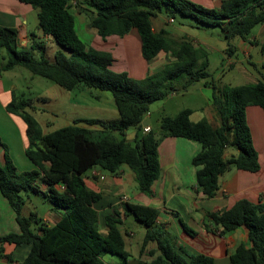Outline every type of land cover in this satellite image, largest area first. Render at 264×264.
I'll return each mask as SVG.
<instances>
[{
	"label": "trees",
	"instance_id": "trees-1",
	"mask_svg": "<svg viewBox=\"0 0 264 264\" xmlns=\"http://www.w3.org/2000/svg\"><path fill=\"white\" fill-rule=\"evenodd\" d=\"M18 1L38 11L40 29L59 49L52 61L44 55L37 59L33 52L41 50L40 43L20 48L18 30L0 27V50L5 61L3 65L0 63V76L25 68L68 92L80 87L110 92L119 117L113 121L75 120L73 125L44 134L31 113L35 111L33 102L12 94L6 109L24 122L28 141L26 155L38 171L18 173L5 154L6 165L0 166V193L14 210L20 232L0 237V243L30 245L22 264H107L103 260L107 254L120 257L122 264H216L212 257L204 254L189 255L181 249L185 258L176 253L173 245L156 229L159 211L125 201L122 205L125 215H132L147 229L141 251L148 242L155 241L161 252L151 263L129 262L130 255L119 229L120 213L115 212L107 219V233H101L98 213L93 206L102 194L86 184V174L96 167L116 174L127 165L135 175L139 191L151 195L161 171L158 148L167 137L201 144L192 165L197 168V188L206 198L216 195L221 176L231 168L258 172V153L247 124L246 109L256 105L264 111V61L259 81L218 87L207 71V53L185 38L169 37L166 30L155 32L152 20L165 7L194 19L199 25L218 26L227 43L226 55L232 56L237 51L232 42L247 40L254 28L264 24V0H224L219 9L190 0H85L93 13L90 27L103 39L112 35L124 37L136 29L144 60L149 61L162 51L176 59L171 66L141 80L133 79L127 72L112 70L115 60L111 53L98 51L79 38L73 0ZM260 50L264 57V42ZM181 80L183 91L200 82L212 89V104L220 126L214 128L205 119L194 123L190 119L192 111L185 109L174 117L162 118L158 132L152 128L145 132L142 122L150 106L177 93L179 90L174 83ZM93 127L99 128L98 135ZM131 128L135 129V136L128 140L126 134ZM229 148L237 153L225 158ZM28 189L43 194L62 209L58 222L47 224L36 213L23 215L26 200L21 193ZM208 215L213 224L221 228L222 235L239 228L247 232L250 246L239 245L230 255L231 264H264V203L242 199L229 209ZM180 224L187 234L196 235L181 220Z\"/></svg>",
	"mask_w": 264,
	"mask_h": 264
},
{
	"label": "crops",
	"instance_id": "crops-1",
	"mask_svg": "<svg viewBox=\"0 0 264 264\" xmlns=\"http://www.w3.org/2000/svg\"><path fill=\"white\" fill-rule=\"evenodd\" d=\"M223 1L192 0L194 3L215 9H219ZM72 11L75 18V29L79 38L86 45L98 51L111 53L115 60L111 68L116 72L127 71L130 77L139 75L141 77L138 78L144 79L148 75L155 74L165 67L171 66L176 61L172 55L164 51L149 61L144 60L141 55V39L136 29H132L124 37L112 35L103 39L94 28L90 27V18L93 13L86 6L85 0H74L72 2ZM171 20L170 18L168 22H171ZM157 21L158 17L152 20L155 32L166 30L169 37L178 40L166 28L160 27L157 30L154 26ZM171 23H174V21ZM0 27L18 30V46L20 48H29L35 42L40 43L43 46L41 50L33 52L37 59H40L44 55L52 61L59 49L58 46H55L52 38L44 35L40 29L38 11L31 5L23 4L18 0H0ZM183 38L181 37L179 40ZM235 40L237 41V51L232 56L227 55L228 61H239V58L236 56L239 50L241 53H244L247 59L251 60L252 66L259 73L264 61L260 50V46L264 42V24L257 26L255 32L252 31L247 40ZM198 46L195 47L203 49L208 55L205 45ZM254 48L259 49L258 57L255 61H253ZM50 54H52L51 57ZM3 55V51L0 50V56L3 57ZM118 59H122L125 64L118 65L120 68L115 69ZM0 63L3 65L5 61L2 59ZM233 67L235 68L233 65L229 68ZM17 70L18 68L12 71ZM2 77L3 73L0 76V166L6 165L5 154L7 153L18 173L33 170L38 171V167L26 155L28 141L25 135L26 127L24 122L19 116L10 114L6 109L12 100L14 87L6 89ZM82 88L80 87L70 92L71 94L74 93L73 97L71 96L74 103H85L83 99L86 96L79 95L85 89L79 90ZM174 95L175 93L170 96ZM95 98H99V96ZM40 100L54 107V112L59 109L58 112L62 116H58L59 113H52V115L57 118L61 117V120H64L65 111L60 107L61 105L65 106L63 94L61 96L62 103H60L61 101H58L57 104L53 103V98L52 100L50 98ZM35 110L37 111V107H35ZM191 111L190 119L192 122L196 123L203 120V118L194 120V111ZM209 111L207 121L214 128L219 127L220 121L215 114L214 108ZM149 117L151 116L149 115ZM81 119L85 118L75 117L73 122ZM216 120L217 123H215ZM246 120L253 145L258 153L260 169L258 172L253 173L231 168L221 176L219 189L212 198H206L198 190L196 180L197 168L192 165L194 156L201 151V144L184 138L167 137L161 141L158 148L161 171L159 178L153 185L151 195H146L142 192L136 195L129 193L130 188H138V184L134 173L127 165H123L116 174L103 173L97 167L90 170L86 174V184L91 189L102 194L100 201L93 206L98 213L100 232L106 234L107 219L113 216L115 212L120 213L121 224L119 225V229L123 235L126 248L125 237L127 236L123 232V229L129 215H125L124 213L122 205L125 201L122 198L127 196L129 199L126 202L151 206L159 211L156 229L163 234V238H166L173 245L176 253L185 258V253L189 255L204 254L212 257L216 264H231L230 255L239 245L245 244L246 246H250L247 232L244 228H239L231 233L222 235L221 228L213 224L208 214L229 209L242 199L256 204L260 202L264 203V111L259 106L251 105L246 109ZM142 127L144 129L147 127L152 128L151 125H143V123ZM41 128L44 134L49 133L42 125ZM95 128L93 127V129ZM134 136L135 134L130 138L127 137V139L132 140ZM236 153L237 151L234 148H229L226 150L224 157L228 158ZM61 214L62 209L53 205L48 209L47 215L41 219L47 224H55L59 221ZM180 220L194 230L196 235L190 236L187 234L183 230ZM19 232L16 214L8 201L0 193V237ZM142 243L136 256L130 254L135 249L134 245L131 247V252L127 251L130 255L129 262L142 261L144 263H151L161 255L157 242H148L145 249L141 251ZM30 249L31 246L27 244L16 246L9 243H0V264H22ZM105 256L103 260L107 264H122L123 262L122 259L118 263L113 261L107 262L105 261ZM8 258H11V260L9 261Z\"/></svg>",
	"mask_w": 264,
	"mask_h": 264
},
{
	"label": "rangeland",
	"instance_id": "rangeland-1",
	"mask_svg": "<svg viewBox=\"0 0 264 264\" xmlns=\"http://www.w3.org/2000/svg\"><path fill=\"white\" fill-rule=\"evenodd\" d=\"M170 18H173L174 23L168 22ZM154 26L157 30L160 27L166 28L170 34L178 40L184 37L196 47H199L198 45H205L208 50L209 60L207 71L211 75L210 79L213 80L214 84L218 87L248 85L261 79L256 68L252 66L251 60L247 59L244 53H241L239 50L236 54L239 61H228L229 58L225 52L227 43L222 29L218 26L199 25L194 19L184 17L178 12L165 7L162 13L159 14L158 21L155 22ZM255 29L256 28L253 29V32H255ZM232 44L236 46L237 41L234 40ZM55 46L57 45L55 44ZM258 53L259 49L254 48L253 61L258 57ZM51 55L52 54H50V57ZM0 61H2V56H0ZM123 64H125V62H123L122 59H118L115 64V69L120 68L118 65ZM232 65L235 66V68H229ZM135 76L136 77H131L135 80H141V78H138L141 76ZM2 79L6 89H11L13 86L14 94L17 97L30 99L33 102V105L37 107V111L35 110V113L32 115L48 132H52L63 126L73 125V119L75 117L113 121L119 116L113 96L110 92H102L95 89H79H84L79 95H84L86 98L84 97L83 99L85 103L81 102L77 104L74 103L72 99L74 93L71 94L60 88L51 80L34 76L25 68H18L17 71L4 72ZM174 85L179 90L177 94L175 93L172 97L170 96L164 100L154 102L150 106V112L144 117L142 122L143 125L149 124L154 131L158 132L160 130V121L162 118L174 117L185 109L194 111V120H198L199 118L207 120V114L210 112L209 110L213 109L211 100L213 95L212 89L206 87L203 82L195 84L185 92L182 90L183 80L175 82ZM62 94L64 96L65 106L60 104V107L65 111L64 120H61V117L57 118L52 115V113L58 114L59 109L54 112V107L40 100L49 98L52 100L53 98V103L57 104L58 101H61ZM96 96H99V98H95ZM60 103H62V101ZM149 115L151 117L148 118ZM58 116L62 115L59 113ZM215 123H217V120ZM94 130L98 135L99 129L95 128ZM134 134L135 129L131 128L128 130L126 138H130ZM100 170L103 173L109 174V172L105 170ZM129 193H133L134 195L141 194L137 187L130 188ZM21 195L26 200V205L23 210V215L25 216H29L30 213H36L40 218L45 217L48 213V209L53 206L49 199L43 194L35 193L30 189L23 191ZM124 197H126L127 200L129 199L127 196ZM123 232L127 236L125 237L126 251L131 252V247L134 245L135 249L132 250L130 254L136 256L145 237L146 227L137 222L132 215H129L124 224ZM114 256L115 255L107 254L105 256V261L120 262L121 258Z\"/></svg>",
	"mask_w": 264,
	"mask_h": 264
},
{
	"label": "built area",
	"instance_id": "built-area-1",
	"mask_svg": "<svg viewBox=\"0 0 264 264\" xmlns=\"http://www.w3.org/2000/svg\"><path fill=\"white\" fill-rule=\"evenodd\" d=\"M73 1H74V0H73ZM171 22H173V20H171ZM144 131H145V132H149V131H150V128L147 127V128L144 129ZM123 199H124V201H127V198H126V197H124Z\"/></svg>",
	"mask_w": 264,
	"mask_h": 264
}]
</instances>
